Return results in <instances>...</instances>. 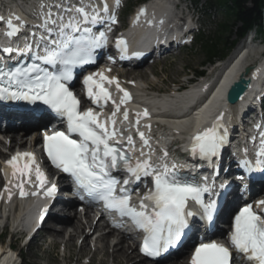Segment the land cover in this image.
Wrapping results in <instances>:
<instances>
[{
	"label": "snow or ice",
	"instance_id": "6c2138e0",
	"mask_svg": "<svg viewBox=\"0 0 264 264\" xmlns=\"http://www.w3.org/2000/svg\"><path fill=\"white\" fill-rule=\"evenodd\" d=\"M108 11L107 3H104L102 8L89 3L65 9V14L72 13L67 20L65 14L53 19L50 11L46 13L42 27L47 35H41L35 42L38 48L43 44L44 54L33 53L32 44L26 43L24 49L16 51L19 56L30 54L34 61L32 64L7 70L6 65H0V100L26 101L32 104L39 101L57 117L66 118L67 132L72 135L58 131L44 138L51 164L70 174L88 196L102 201L106 208L118 212L121 217L130 218L144 233L141 252L148 257H159L179 245L189 228L188 218L196 215L188 211L189 201L200 207L202 217L208 221L214 219L217 202L213 200L205 203V194H211L212 189L207 183L200 184L179 176L176 164H172L170 168L167 163H163L162 171H157L150 159H146L137 161L133 166L130 157L120 147L110 143L116 136L115 129L110 131L106 122L102 123L98 118L99 114L91 108L80 111V100L68 85L73 79V69L93 63V51L106 43L104 32L93 35L92 28L88 25L103 23L101 12ZM15 19L20 18L17 16ZM111 19L115 22L114 16ZM3 21L4 17L0 16V22ZM6 27V35L10 37L18 35L21 31V27L16 26L11 18L7 20ZM76 33L80 35L77 36ZM52 35L57 38L49 40L48 37ZM117 45H125V42L118 41ZM4 51L11 53L13 49L5 48ZM97 76L99 79H96ZM105 81L108 84L115 83L117 89L123 92L121 103L129 99V93L120 88L114 78H109L101 72L88 75L83 80L87 96L93 103H99L101 100L107 102L110 99ZM119 108L120 105L117 104V111ZM142 115L148 117L146 109ZM123 116L127 120L128 112L124 111ZM222 119V115L217 117L213 127L193 136L190 151L194 157L198 155L200 159L211 163V158L217 156L225 146L227 129L220 131ZM111 122L115 125V119ZM73 135L79 139L73 138ZM139 135L147 145L144 133L139 132ZM260 136L256 168L253 169L247 160L241 161V166L249 171L264 170V132H261ZM128 142L132 143L131 136L128 137ZM163 155L167 157L168 153L164 152ZM21 160L24 163L19 165L18 161ZM7 163L13 169V176L19 172L21 176L30 178L35 158L32 153H22L12 157ZM120 165L137 179L141 175L154 174V191L141 200L140 210L131 206L130 196L123 189L121 195L115 194L118 181L110 176V170ZM35 175L39 186L43 187L46 177L38 166L35 168ZM17 186L22 197L27 194L23 190V183ZM220 188L225 189L226 185L221 184ZM56 191V185L53 184L47 188L45 195L53 196ZM144 200L153 203L154 207L150 212ZM259 205H264V200L259 201ZM46 212L47 209L41 212V220ZM230 245L250 264H264V217L254 211L252 205L243 207L235 215ZM233 259L229 247L215 242H202L195 247L190 264H232Z\"/></svg>",
	"mask_w": 264,
	"mask_h": 264
},
{
	"label": "rangeland",
	"instance_id": "374dc122",
	"mask_svg": "<svg viewBox=\"0 0 264 264\" xmlns=\"http://www.w3.org/2000/svg\"><path fill=\"white\" fill-rule=\"evenodd\" d=\"M135 1L136 0H129L127 2V6L134 3ZM212 2H216V1L215 0H184V3L186 6L194 7V11L196 15L195 17H197L198 22L200 23L201 28H202L201 33H203L204 36L206 37L211 36L213 34L214 25H216L221 20L220 13L216 9V7L210 6ZM260 41H263L262 37L260 38ZM233 52L230 54V56H232ZM201 57L202 55H201L200 50H193L190 47V48L181 50L180 52H172L170 55L166 56L160 61L155 62L154 66L153 65L150 66V63L144 64L139 69H135L134 71H140V70L145 71L146 72L145 77L142 79H138V80H143L146 83H148L149 88L153 86L155 90L159 89L165 92L170 89L172 84L182 83L185 80L184 75L187 76L189 70L191 71L192 69H194L201 63L202 61ZM149 68L151 69L152 74L154 75V78L149 76L151 74V72L148 70ZM131 76L137 79L135 75H131ZM20 139H22V137H20ZM8 141H9V138H8ZM73 223H76V221L73 220ZM48 226L49 227L52 226L53 228L58 227V225H56L51 220L33 238L28 248L21 249V255L19 252V256H22V260H23L22 264H67V261L73 264L76 261V259L78 261V257H80L79 255H83L85 256V258L91 255V251L89 248H87L85 252L80 251L81 247L78 249L79 243L80 242L82 243V240H80V241L74 242V247L69 248L68 250L64 249L66 252L64 253V258L62 259V251H61L62 249L60 247L63 245L58 246V245L52 244V238L49 237L50 231L48 230ZM88 230L89 229L86 230V233H88ZM67 231H69V229H67ZM68 235L69 234H67V239L65 241L68 240ZM113 238L114 237H112V239H110L109 241L110 246H113L111 243ZM16 239L17 238H15V240H11V242L15 246V248H17L18 250L19 243H18V239L17 240ZM6 241L7 239L5 240V242ZM49 241L53 247L48 246ZM123 245L126 247L130 245V242L126 241L125 244ZM109 255H111V250H108L106 252V256H108V259L106 258L107 261L105 264H112L111 259L109 258ZM181 257L182 256H179L177 258L178 260L173 264H177L178 262H180ZM102 258H103V255L101 253L96 254L94 258L92 259L91 264H101ZM136 258L137 257L133 256L132 263H137ZM84 263L85 262L83 261V264ZM140 264H146V263L140 262ZM162 264H165V263H162Z\"/></svg>",
	"mask_w": 264,
	"mask_h": 264
},
{
	"label": "bare ground",
	"instance_id": "6f19581e",
	"mask_svg": "<svg viewBox=\"0 0 264 264\" xmlns=\"http://www.w3.org/2000/svg\"><path fill=\"white\" fill-rule=\"evenodd\" d=\"M179 2H180L181 5H183V1L182 0H179ZM159 11L164 12L166 10H165V8L162 7L161 10H159ZM259 49H261V48L243 47L239 52L236 51L233 54L232 58L230 59L229 64L227 65L228 66L227 69H228L229 73L227 71L226 73L224 72L222 74V76L225 77L224 80H223V83H226L227 80H229L230 78L233 77V75H235V78H236V76L241 73L242 64L239 65V62H240L239 58L241 56V52H247V53H250V54H256V53H258ZM161 55H163V54H161ZM142 65H144V64H139V65H137L136 68L139 69ZM152 65L154 66V62L152 63ZM152 65H150V66H152ZM256 66L259 68V70H261L260 63L258 65H256ZM134 70L124 71V75L125 76L135 75V77L137 78V79H135V81H143V80H138V79L144 78L146 72L145 71H141V70L140 71H134ZM148 70L151 72L150 76L154 77V75L152 74L151 69L149 68ZM250 72H251V69H250V71L248 72V74L246 76L243 75V74H241V76L244 79H246V78H248ZM135 81L132 80V82H135ZM223 83L221 84V89L224 88ZM146 85L148 87V84H146ZM146 90H148L150 92L155 91L157 93L158 92H162L160 90H155L153 86H151L150 88L148 87ZM188 95H189V93L187 92V97H186V95L180 96L178 98V102L184 103L186 100H189V96ZM218 105H219V102L215 101L213 106H211V108H216V107H218ZM219 108L220 107H218L216 109L220 110ZM229 108H230L231 111H233V110H235V105L234 106H230ZM210 114H211L210 112H204L203 113V115H206V116H209ZM198 119H199L198 123H200V120H202V116H200ZM178 125H179V127H174L173 130H175L174 131L175 137L177 139H181V138H183L182 130H184L186 128L187 123L183 124V125L182 124L181 125L178 124ZM150 130H151V132L160 133V134H167L170 131V129L165 130V129H161V128H156V129L155 128H151ZM7 138H9V141H8L9 148H11L12 146L21 148L23 146V141L22 140L24 138H22L21 141H20L19 138L14 140L13 136H5L0 141V146L4 150L5 149L6 150L9 149L8 147H7L8 149L5 148V146L7 145L5 139H7ZM15 185H17V184L15 183ZM63 205H64L65 208H68L70 210L67 216H65V217L58 216V215H56L53 212L51 214V220L55 224L58 225L57 228H53L52 226H50V227L48 226V230L50 231V233H49L50 236L49 237L52 238V244L53 245H58V246L59 245H63V248L65 250H68L69 248L74 247V242L82 240V243L80 245V247H81L80 251H82V252L84 251L85 252V250L87 248L90 249V247L88 245V240L91 239V237H93L94 235H96V233L100 232L99 227L97 225H94L93 220L90 219L88 216H85L84 218L81 219V217L75 212L73 204H71V203L70 204L63 203ZM73 220L76 221V223H73ZM71 223H72V225H71ZM47 224H48V222L46 221L43 227H45V225H47ZM97 227H98V229H97ZM67 229H69V231H67ZM87 229H89L88 233H86ZM65 230H66L67 234H69V235H68V240L64 242L63 237H64ZM114 236H116V238H115L116 242L114 244H112L113 246H110L109 245V241ZM124 237L125 236H124L123 233H119L118 232V233L115 234L114 230H112L111 228H110V232L108 234H106V235H100L99 234V236L95 239V246H94L95 247V252H94L93 256H95L98 253H101L103 255V258L101 260L102 261L101 264H105L107 259H108V256H106V252L108 250H111V255H109V258L111 259L112 264H140L142 259H136L137 263H132V258H133V256L136 255V251H135V248H133L132 245H128L126 247L123 245V244H125V238ZM127 240H129L131 242L130 238H127ZM52 244L50 243L51 246H52ZM11 247H12V245H10V248ZM5 250L6 249H3V247L0 248V264H11V261H10L11 258L9 256H7V254H5V252H6ZM19 252H20V255H21V251L19 249L15 251V253H18V255H19ZM183 252L184 251H182L179 254L174 255L171 258H169L168 260H166V262L168 261L166 264H173V261L176 260L179 256L183 255ZM79 256H82V255H79ZM76 261H77V259H76ZM170 261H172V262H170ZM91 262H90V264H91ZM178 264H184V263L180 262Z\"/></svg>",
	"mask_w": 264,
	"mask_h": 264
},
{
	"label": "trees",
	"instance_id": "16d2710c",
	"mask_svg": "<svg viewBox=\"0 0 264 264\" xmlns=\"http://www.w3.org/2000/svg\"><path fill=\"white\" fill-rule=\"evenodd\" d=\"M216 6L222 22L214 38L201 37L196 43L201 48L203 62L224 58L236 43L231 39L233 36L240 39L253 28L258 32L264 30V0H217Z\"/></svg>",
	"mask_w": 264,
	"mask_h": 264
},
{
	"label": "water",
	"instance_id": "95a60500",
	"mask_svg": "<svg viewBox=\"0 0 264 264\" xmlns=\"http://www.w3.org/2000/svg\"><path fill=\"white\" fill-rule=\"evenodd\" d=\"M247 72V71H246ZM247 86V82L244 80H240L238 84H235L227 94V101L232 104L234 103L238 96L243 93Z\"/></svg>",
	"mask_w": 264,
	"mask_h": 264
}]
</instances>
